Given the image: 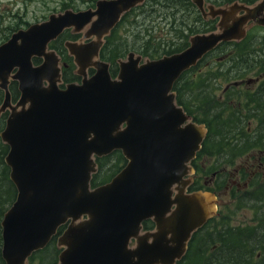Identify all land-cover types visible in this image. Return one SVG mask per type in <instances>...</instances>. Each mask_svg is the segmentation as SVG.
Instances as JSON below:
<instances>
[{"label": "water", "instance_id": "95a60500", "mask_svg": "<svg viewBox=\"0 0 264 264\" xmlns=\"http://www.w3.org/2000/svg\"><path fill=\"white\" fill-rule=\"evenodd\" d=\"M143 1L97 0L94 9H64L0 44L2 105L9 109L0 137L15 187L0 220L4 264H27L62 225L56 264H174L184 252V225L205 218L202 196L194 193L183 202L178 188L205 128L175 104L171 89L181 73L233 38L238 26L221 12L215 31L189 36L181 51L149 60L128 51L111 77L107 62L98 58L103 37L123 12ZM65 28L91 39L66 41L80 80L60 87L58 58L47 43ZM32 57L43 60L34 65ZM7 77L18 84L13 104ZM117 150L124 166L90 188L94 158ZM145 219L155 223V232H139Z\"/></svg>", "mask_w": 264, "mask_h": 264}, {"label": "flooded vegetation", "instance_id": "af4514ba", "mask_svg": "<svg viewBox=\"0 0 264 264\" xmlns=\"http://www.w3.org/2000/svg\"><path fill=\"white\" fill-rule=\"evenodd\" d=\"M96 1L93 0L85 9H94ZM146 1L148 0L141 4ZM170 4L180 5L185 20L192 17L191 24L183 21L181 38H184L185 42L183 40L182 49L189 45V36L215 31L224 12L229 15L227 23L238 26L233 38L220 42L196 63L208 64V58L214 55L219 65L217 71L188 72L185 76L194 79L198 76L218 78L216 82L219 87L214 91L219 92L218 99L223 107L222 121L240 120L247 130L245 138L240 135L243 147L235 149H213L215 145H211L210 138L205 136L201 143L205 149L194 154L187 165L191 168L190 173L180 177L178 188L183 202H187L190 195L199 193L205 208V218L203 221H195L192 227L190 223L184 225L188 233L184 253L174 264H264V146L259 145L257 141L259 132H252L249 127L257 118L264 120V0H170ZM134 9L136 7L123 12L107 36L118 27L125 16L134 12ZM217 10L220 13L214 15L213 12ZM30 24L11 29L10 33L25 29ZM107 36L103 37V43L98 50V58L105 62L107 61L101 59L100 53L106 46ZM90 39L91 37H83V31L74 32L71 28H65L47 43V49L52 50L58 58L60 79L62 75L75 76L76 67L65 46L66 41L86 44ZM31 59L34 65L43 60L39 57ZM93 71L94 68L90 67L86 73L89 76ZM179 78L174 83L181 86ZM7 81L9 103L13 104L20 94L18 84L10 77H7ZM67 82L78 83L79 79ZM67 82L62 80L61 87ZM4 94L0 82V132L9 113L8 107L3 108L2 105ZM232 144L230 142L229 146ZM6 150L7 147L0 137L2 160ZM1 167L2 164L0 174ZM6 172L9 179L8 168ZM174 194L173 191L171 196ZM192 215L196 216L195 209ZM147 231H156L155 223L148 219L140 226V233ZM55 237H51L48 242L54 247Z\"/></svg>", "mask_w": 264, "mask_h": 264}, {"label": "rangeland", "instance_id": "374dc122", "mask_svg": "<svg viewBox=\"0 0 264 264\" xmlns=\"http://www.w3.org/2000/svg\"><path fill=\"white\" fill-rule=\"evenodd\" d=\"M92 2L93 0H0V42L10 36L11 29L25 27L26 24L40 21L48 14L63 11L64 8L75 11L76 9H85ZM134 10L130 15L125 16L124 20L114 29L115 40L124 46L125 43L128 45L125 54L119 58L124 59L127 51L139 54L136 51L139 47L148 49L166 44H169L171 48L178 44L182 47L183 21L191 24L192 17H187L185 20L180 5L172 6L170 0H148ZM161 55L163 54L158 57ZM208 61V64L204 62L197 64L189 72L217 71L219 65L215 61L214 55L208 58ZM218 95L219 92L216 91L217 98H219ZM249 127L252 130L255 127L254 123H251ZM111 162L113 159H108L103 169L104 173L107 172ZM2 196H4V187L0 186V198ZM54 258V253H51V250H46L33 254L27 264H50Z\"/></svg>", "mask_w": 264, "mask_h": 264}, {"label": "trees", "instance_id": "16d2710c", "mask_svg": "<svg viewBox=\"0 0 264 264\" xmlns=\"http://www.w3.org/2000/svg\"><path fill=\"white\" fill-rule=\"evenodd\" d=\"M115 39L116 38L114 37V30H112V33L106 37L107 43L105 48H103L100 53L101 59L103 58L108 62L109 73L111 76H113L117 71L116 60L119 57H122L125 54V51L128 49V45L126 43L124 46ZM181 48L182 47L180 44L173 48H171L169 44H166L165 46L162 45L160 47L157 46L148 49L146 47H139L136 51L149 59L156 58L160 54H171L174 51H179ZM232 67L234 66L232 65ZM189 71L190 70H185V72H183L182 76L179 78L181 86L177 85V83H173L172 85V90L175 93L174 98L177 104H179L182 109H184L186 114H189L191 116L192 121L204 124L206 129L205 136L207 138H210L209 143L211 145H215L213 149L223 150V148L235 149L243 147V144L240 142V135H243L245 138V134L247 132V130H245V124L240 120L222 121L221 119L223 107H221L220 101L216 96V91H214V89L217 90L219 87V84H217L216 82L218 78L208 79L201 76H198V78L196 79L191 77L187 78L185 75ZM61 79L63 80V82H67L69 80H76L78 78L74 75L67 74L62 75ZM253 123L255 127H253L252 132H259L257 141H259V145L264 146V120L263 118H257V121ZM230 142L233 143L231 146H229ZM204 149L205 147H200L199 152ZM110 158L113 159V162L110 163L107 172L104 173L103 169L106 166L108 159ZM94 160H96L97 169L95 171V174L91 176V179L89 181V184H91V186H95L96 184L107 181V179H109L114 173L117 172L123 161L118 150L113 151L104 157H95ZM0 164H2L0 186L4 187V196L0 198L1 219L5 208L13 201L15 189L14 187H12L8 176H6L7 168L5 164H3L1 156ZM40 252L42 251L39 250V252H37L36 254ZM32 255H30L29 257L31 258ZM0 264H3L2 258H0Z\"/></svg>", "mask_w": 264, "mask_h": 264}, {"label": "bare ground", "instance_id": "6f19581e", "mask_svg": "<svg viewBox=\"0 0 264 264\" xmlns=\"http://www.w3.org/2000/svg\"><path fill=\"white\" fill-rule=\"evenodd\" d=\"M180 75H181V74H180ZM180 75H179V76H180ZM179 76H178V77H177L175 80H177V79L179 78ZM175 80H174V81H175ZM204 137H205V136H204ZM204 137H203V138L201 139V141H200V146H202V144H201V143H202V141H203Z\"/></svg>", "mask_w": 264, "mask_h": 264}]
</instances>
